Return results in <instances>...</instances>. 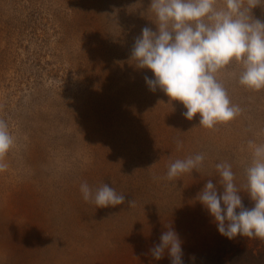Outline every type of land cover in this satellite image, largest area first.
<instances>
[{"label":"rangeland","instance_id":"rangeland-1","mask_svg":"<svg viewBox=\"0 0 264 264\" xmlns=\"http://www.w3.org/2000/svg\"><path fill=\"white\" fill-rule=\"evenodd\" d=\"M150 3L0 0V119L16 141L0 172V264H171L167 250L150 253L169 226L184 264H264V239L222 236L196 200L209 179L222 194L216 164L226 162L254 207L248 142L264 143V89L240 85L243 64L233 61L217 79L240 114L211 129L199 114L187 120L131 57L141 30H157ZM252 16L264 21V0ZM196 154L198 170L165 178L171 162ZM85 181L108 183L126 203L85 202Z\"/></svg>","mask_w":264,"mask_h":264},{"label":"clouds","instance_id":"clouds-1","mask_svg":"<svg viewBox=\"0 0 264 264\" xmlns=\"http://www.w3.org/2000/svg\"><path fill=\"white\" fill-rule=\"evenodd\" d=\"M260 2L224 0V7L217 8V0H151L150 8L159 22L157 30L145 26L131 49L138 67L154 74L145 76L149 89L159 88L171 101L181 102L186 109L182 115L187 120L199 114V125L206 128L235 119L241 109L232 104L217 73L233 61L242 62L240 85L264 89V21L252 16V9ZM15 143L7 122L0 119V172L6 171L4 158ZM248 143L253 158L246 168L247 193L255 202L254 207H244L241 191L234 183L235 174L226 162L216 164L222 194L218 195L217 187L209 179L196 196L214 218L218 232L228 239L237 236L264 239V143L257 145L251 140ZM176 145L179 150L182 141L178 140ZM204 159L203 154L176 159L168 165L165 178L173 180L183 173H192ZM80 192L85 202L94 203L97 208L126 203V196L108 183L93 190L85 181ZM134 204L133 199L127 201L129 208ZM166 250L171 264H184L182 241L171 226L161 234L160 243L150 253L160 260Z\"/></svg>","mask_w":264,"mask_h":264}]
</instances>
